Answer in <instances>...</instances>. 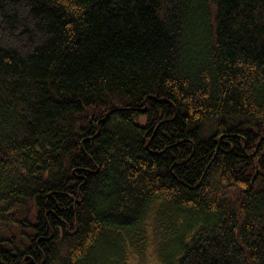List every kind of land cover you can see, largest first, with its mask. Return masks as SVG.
Listing matches in <instances>:
<instances>
[{
	"label": "trees",
	"instance_id": "16d2710c",
	"mask_svg": "<svg viewBox=\"0 0 264 264\" xmlns=\"http://www.w3.org/2000/svg\"><path fill=\"white\" fill-rule=\"evenodd\" d=\"M264 264V0H0V264Z\"/></svg>",
	"mask_w": 264,
	"mask_h": 264
},
{
	"label": "rangeland",
	"instance_id": "374dc122",
	"mask_svg": "<svg viewBox=\"0 0 264 264\" xmlns=\"http://www.w3.org/2000/svg\"><path fill=\"white\" fill-rule=\"evenodd\" d=\"M147 230H149V235H147L146 242L126 239V250L125 256L127 258V264H161L159 259V251L157 250L158 244L155 240L153 227L150 224L146 225Z\"/></svg>",
	"mask_w": 264,
	"mask_h": 264
}]
</instances>
